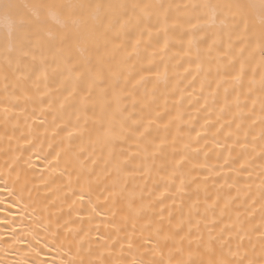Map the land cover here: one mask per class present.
<instances>
[{"label":"bare ground","instance_id":"6f19581e","mask_svg":"<svg viewBox=\"0 0 264 264\" xmlns=\"http://www.w3.org/2000/svg\"><path fill=\"white\" fill-rule=\"evenodd\" d=\"M8 2L0 264H264L259 0Z\"/></svg>","mask_w":264,"mask_h":264},{"label":"snow or ice","instance_id":"6c2138e0","mask_svg":"<svg viewBox=\"0 0 264 264\" xmlns=\"http://www.w3.org/2000/svg\"><path fill=\"white\" fill-rule=\"evenodd\" d=\"M16 6L9 3L8 0H0V14H2L3 19L7 22L10 21L11 15H12V9H14ZM204 7L209 8V9H214L215 6L213 5H204ZM251 8L255 9L258 11V13L260 14V16L262 18H264V0H259L258 4H252L250 5ZM40 74L42 77L46 78V69L41 67L40 68ZM80 199L83 200L84 196L80 195ZM95 208L92 209V212H95ZM97 215H99V213H96ZM159 231V230H158ZM172 238V237H169ZM36 238L33 237V240H35ZM150 242V241H149ZM37 243H39V241H37ZM47 246V245H45ZM158 264H164V261L161 260L158 262ZM193 264H195V262H193ZM220 264H223V262H220Z\"/></svg>","mask_w":264,"mask_h":264}]
</instances>
